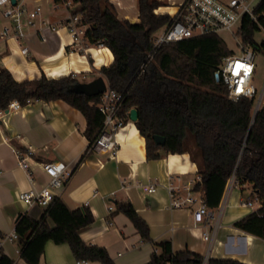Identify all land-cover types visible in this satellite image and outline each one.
I'll use <instances>...</instances> for the list:
<instances>
[{"label": "crops", "instance_id": "0c3cea01", "mask_svg": "<svg viewBox=\"0 0 264 264\" xmlns=\"http://www.w3.org/2000/svg\"><path fill=\"white\" fill-rule=\"evenodd\" d=\"M110 1L120 19L131 23L140 21L138 0ZM158 1L161 6L156 14L173 17L185 0ZM10 4L11 0H0V32L5 27L11 31L1 45L0 66L16 81H32L43 75L48 79L71 74L97 76L95 72L114 61L107 48L89 47L85 42L83 47L75 45L69 30L60 26L68 12L64 8L55 9L53 0L24 2L29 11L41 5L42 13L31 26L34 31H22L24 37H17L14 24L3 15ZM48 21L58 26V30H50ZM25 47L29 49L28 55L22 53ZM263 105L264 92L259 108ZM86 130L85 116L63 100L32 101L27 106L0 112L1 264H27L21 258L20 238L15 241L5 238L15 233L21 215L28 214L36 220L42 217L45 209L27 206L20 201V195L31 190L41 191L49 185L43 165L51 162L63 163L73 171L62 188L52 189L54 196L70 210L88 207L93 214V223L79 231L80 237L88 245L105 248L116 264H148L157 250L155 245L164 242H170L175 253L188 250L200 255L202 260L210 257L264 264V240L234 226L260 208L240 205L245 194L251 196L249 188L230 186L231 179L219 207L210 210L212 216L206 217L204 223L197 224L193 213L199 207L198 201L182 209L170 206L169 187L181 190L184 196L185 187L199 177L198 167L189 153H170L149 160L146 140L133 121L119 132L116 155L87 153ZM29 147L33 153L27 157V163L33 181L19 165L16 153L17 149L26 153ZM150 182L157 183L156 191L146 193L143 185ZM193 196L202 199L201 192L194 191ZM125 203H131L149 226L150 241L143 240L131 220L118 211ZM50 225L54 226L52 221ZM204 234L209 236L208 240ZM76 263L68 244L53 242L46 244L40 260V264Z\"/></svg>", "mask_w": 264, "mask_h": 264}, {"label": "trees", "instance_id": "16d2710c", "mask_svg": "<svg viewBox=\"0 0 264 264\" xmlns=\"http://www.w3.org/2000/svg\"><path fill=\"white\" fill-rule=\"evenodd\" d=\"M73 1L78 6L74 14L82 17L81 25L86 27L84 42L89 47L107 48L113 54L112 64L103 66L98 73L110 89L125 95L124 112L138 110L135 124L146 140L147 158L189 153L200 176L194 191L202 193V203L209 210L219 207L234 177L238 186L252 191L249 198L257 197L261 202L257 211L234 226L264 240V105L256 111L254 99L230 100L227 86L215 77L222 59L234 52L219 35L163 44L141 74L153 50L156 32L173 20L168 14L155 13L161 3L138 0L140 21L131 23L119 18L110 0ZM254 12L258 20L245 16L237 36L255 53L264 52V40L255 39L258 32L264 31V0ZM78 83L73 74L59 79L43 75L18 82L0 66V112L7 111L14 101L27 106L32 101L63 100L85 116L89 151L104 116L98 107L100 95L88 97L71 92ZM154 136L165 138V145H157ZM118 211L131 220L143 240H151L149 226L131 203L120 205ZM93 221L88 207L70 210L55 197L40 219L24 214L17 220L15 233L21 240V258L27 264H40L46 244L53 242L68 244L76 260L116 264L105 248L88 245L80 237L79 231ZM155 246L157 250L148 264H199L202 260L188 250L175 253L170 242ZM211 264L244 263L213 259Z\"/></svg>", "mask_w": 264, "mask_h": 264}, {"label": "built area", "instance_id": "2783aa9c", "mask_svg": "<svg viewBox=\"0 0 264 264\" xmlns=\"http://www.w3.org/2000/svg\"><path fill=\"white\" fill-rule=\"evenodd\" d=\"M27 0H17L21 4L15 6L10 4V7L4 10L3 15L9 19L15 26V35L23 38L22 32L23 21L26 24L34 26V20L42 13V6L37 5L33 11H29L24 5ZM54 8H64L68 15L60 26L66 27L73 39L75 45H82L84 43V35L86 27L81 25L82 17L74 14L72 8L76 6L73 0H53ZM261 0H228L222 2L221 0H185L179 7L173 20L167 26L161 36H156L153 50L147 56L146 62L142 65L140 73H144L153 59L154 53L163 45L168 43H176L186 39L197 37H204L209 35H219L223 31H229L239 41L242 54L233 53L222 59L218 69L215 72L217 81H223L228 89V97L230 100L237 102L241 98L254 99L255 102L259 98L256 105V110L263 99V92L256 81V65H255V51L245 46L241 39L238 38L237 33L241 27L242 20L245 16H249L252 20L257 21L259 16L255 14L254 10ZM156 13V11H155ZM264 17V14L262 15ZM50 30H58V26L51 22L46 23ZM239 25L236 33L233 28ZM10 28L5 27L0 32V49L2 43L10 36ZM24 55L29 54L28 48H23ZM125 95L110 89L109 85L102 95L98 104L99 110L104 116V121L100 133L94 141L92 148L87 152H103L116 155L118 149L117 136L119 132L124 129L132 120L130 119V111H123ZM20 104L16 101L9 104L8 109H17ZM21 137L18 136V139ZM19 165L28 173L31 181L34 180L33 174L29 170L27 157L33 153L31 147L26 153L16 150ZM46 175L50 179L47 187L41 191L31 190L20 195V201L29 207L39 206L47 209L53 202L55 196L52 192L53 188H62L73 174L65 164L58 162L46 163L43 165ZM200 180V176L196 181H192L184 189V196L182 191L172 186L169 187L170 206L173 209L186 208L191 204L199 202V207L194 211L193 216L195 223L202 224L206 217L212 216L210 210L202 203V199H196L194 195V185ZM238 186V182L233 177L230 186ZM157 183H148L143 185V190L146 193H153L156 191ZM240 205L245 208L255 209L256 205H261L260 200L255 197L253 200L248 198L242 199ZM19 238L16 233L7 236L8 241H15ZM204 239L208 240L209 236L204 234ZM2 244L0 243V256ZM210 257L201 260L199 264H211ZM76 264H93L89 260H77Z\"/></svg>", "mask_w": 264, "mask_h": 264}, {"label": "rangeland", "instance_id": "374dc122", "mask_svg": "<svg viewBox=\"0 0 264 264\" xmlns=\"http://www.w3.org/2000/svg\"><path fill=\"white\" fill-rule=\"evenodd\" d=\"M29 0H27L28 2ZM78 9V6H74L72 8V10H77ZM26 19V18H25ZM25 19L23 21V29L22 31L24 33H28L30 31H34L35 28L29 26L28 24H26L25 22ZM37 20V19H35ZM239 28V25L235 26L233 28V32L236 33L237 30ZM165 27L161 28L159 31L156 32V36H161L163 31H164ZM220 38L226 43L228 49L234 51L236 54L240 55L242 54V49L240 48V45H239V41L235 38V36L230 33L229 31H223L219 34ZM255 39L256 41L258 42H261L262 40H264V31H260L258 32L256 35H255ZM83 47L84 45H80V47ZM81 51H83V49L81 48ZM255 65H256V81H257V84L258 86L261 88V92L260 94L262 93V90L264 89V52H256V57H255ZM95 74L97 76H88L86 74H81V75H78L76 76L80 83H86V82H90L92 81V78L96 77H100L99 73L98 72H95ZM94 80V79H93ZM258 100L259 98L256 100V105L258 103ZM249 197V194H245L244 196V199L247 200Z\"/></svg>", "mask_w": 264, "mask_h": 264}, {"label": "water", "instance_id": "95a60500", "mask_svg": "<svg viewBox=\"0 0 264 264\" xmlns=\"http://www.w3.org/2000/svg\"><path fill=\"white\" fill-rule=\"evenodd\" d=\"M12 5L17 4V0H11ZM108 88V83L106 79L103 76H100L90 82L86 83H78L75 86L72 87L71 92H74L76 94H82L86 95L88 97H94L98 95H102L104 92H106ZM257 111V110H256ZM139 117L138 110L136 108H133L130 111V119L133 122H137ZM154 141L157 145L163 146L165 145V138L161 136H154Z\"/></svg>", "mask_w": 264, "mask_h": 264}]
</instances>
